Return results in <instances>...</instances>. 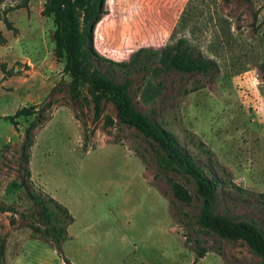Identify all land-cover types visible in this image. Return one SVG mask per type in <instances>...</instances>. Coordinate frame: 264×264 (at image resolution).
<instances>
[{
  "label": "rangeland",
  "instance_id": "rangeland-1",
  "mask_svg": "<svg viewBox=\"0 0 264 264\" xmlns=\"http://www.w3.org/2000/svg\"><path fill=\"white\" fill-rule=\"evenodd\" d=\"M19 1L2 0L0 15ZM44 1L8 9L14 30L0 19L3 264H65L32 227L45 222L28 191L50 195L71 214L60 249L72 264H260L242 239L197 225L194 182L158 165L156 144L119 122L110 99L102 97L95 113L85 88L71 97L70 76L53 53L51 16L41 14ZM179 37L213 65L156 75L135 69L128 75L132 102L216 177L212 210L264 234V0H104L90 42L96 54L118 61ZM90 63L124 79L120 67L97 56ZM147 80L157 89L144 103ZM21 106L32 113L14 124L4 117ZM169 176L188 189L189 202L173 199ZM197 245L206 247L201 257Z\"/></svg>",
  "mask_w": 264,
  "mask_h": 264
},
{
  "label": "trees",
  "instance_id": "trees-1",
  "mask_svg": "<svg viewBox=\"0 0 264 264\" xmlns=\"http://www.w3.org/2000/svg\"><path fill=\"white\" fill-rule=\"evenodd\" d=\"M26 2L27 0H20L12 7L25 6ZM103 2L104 0H45L43 3L41 14L51 16L53 53L56 58L62 60V71L70 76L68 89L71 97H78L85 88L95 113L99 111V102L102 97L110 99L114 104L115 116L119 122L134 127L156 144L158 165L164 169L180 171L184 177L194 182L195 191L200 197L199 210L195 216L197 225L219 237L242 239L248 248L259 256L260 264H264V234L261 230L251 222L234 220L212 210L214 192L218 183L216 177L205 172L195 161L194 156L181 148L172 131L154 123L138 110L128 92V75L135 69L149 72L150 75L170 69L182 72H203L213 65V61L205 58L200 52L193 53L191 45L184 37H179L158 48L140 46L124 60L115 61L99 56L92 47L90 35L102 13ZM12 7L4 8L0 19L7 28L14 30L11 22L4 15ZM2 40L0 30V42ZM93 56L120 67L124 79L118 82L109 74L101 73L90 63ZM155 88L157 89L150 80H147L140 95L141 101L148 102L155 93ZM30 113H32L30 106H21L4 117L14 124L16 116ZM82 145H86V138ZM167 182L173 199L179 202L191 200L190 192L180 181L169 176ZM28 196L39 205V215L45 222L43 227L32 222V227L54 243L58 255L65 264H72L60 249V242L65 236V225L72 221L71 214L63 204L50 195L44 198L40 194L28 191ZM6 209V206L0 204V211ZM21 215L27 216L22 212ZM193 249L195 257H201L206 251V247L200 245L194 246ZM3 255L4 245L0 240V264H3Z\"/></svg>",
  "mask_w": 264,
  "mask_h": 264
}]
</instances>
